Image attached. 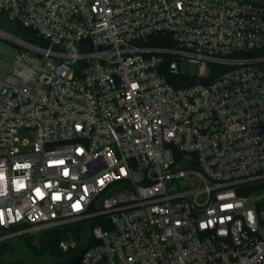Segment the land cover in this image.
Wrapping results in <instances>:
<instances>
[{"label":"built area","instance_id":"1","mask_svg":"<svg viewBox=\"0 0 264 264\" xmlns=\"http://www.w3.org/2000/svg\"><path fill=\"white\" fill-rule=\"evenodd\" d=\"M0 16L42 42L0 28L17 46L0 228H20L0 243L83 226L81 264H264V0H0Z\"/></svg>","mask_w":264,"mask_h":264},{"label":"trees","instance_id":"2","mask_svg":"<svg viewBox=\"0 0 264 264\" xmlns=\"http://www.w3.org/2000/svg\"><path fill=\"white\" fill-rule=\"evenodd\" d=\"M13 28L14 35L20 39L35 45L42 44L31 30L17 24H14ZM24 228L26 226L22 227ZM17 230L20 228L10 231L0 228V236ZM90 240L91 236L84 233L83 226H66L36 234H23L15 241L0 243V264H44L47 260L53 262L49 264H81L83 253L93 244ZM63 243L70 245L66 251L61 248ZM22 251L25 253L24 257ZM25 257H30V261Z\"/></svg>","mask_w":264,"mask_h":264},{"label":"rangeland","instance_id":"3","mask_svg":"<svg viewBox=\"0 0 264 264\" xmlns=\"http://www.w3.org/2000/svg\"><path fill=\"white\" fill-rule=\"evenodd\" d=\"M13 23L9 22L8 19L5 16H0V28L4 29L5 32L9 33V34H14L13 33ZM17 52V46H15L13 44L12 41L10 40H2L0 39V81L4 80L10 65L12 63V59L14 57V55ZM188 71L192 74H196L198 69L195 66H188ZM18 242V240L16 241V243ZM20 243V242H19ZM18 246V245H17ZM70 247V245L68 246V248ZM73 248V246H72ZM21 249V248H19ZM22 255L24 257L25 253L22 251ZM30 257H25V259H27L28 261H30L29 259ZM51 261L47 260L44 264H49ZM53 263V262H51Z\"/></svg>","mask_w":264,"mask_h":264}]
</instances>
